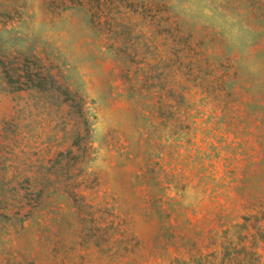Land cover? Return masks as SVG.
Returning a JSON list of instances; mask_svg holds the SVG:
<instances>
[{"label": "rangeland", "instance_id": "1", "mask_svg": "<svg viewBox=\"0 0 264 264\" xmlns=\"http://www.w3.org/2000/svg\"><path fill=\"white\" fill-rule=\"evenodd\" d=\"M180 39L199 51L183 66ZM0 50L54 59L86 102L91 145L80 166L65 105L0 89V177L52 158L83 169L85 196L47 198L22 229L0 218V264H205L244 217L264 233V0H0ZM132 84L184 98L157 113Z\"/></svg>", "mask_w": 264, "mask_h": 264}, {"label": "trees", "instance_id": "2", "mask_svg": "<svg viewBox=\"0 0 264 264\" xmlns=\"http://www.w3.org/2000/svg\"><path fill=\"white\" fill-rule=\"evenodd\" d=\"M90 8L93 10V7L90 6ZM176 29L184 30L179 24ZM178 44L180 48L177 51V62L183 66L188 56L191 59L195 58L199 51L192 47V39L183 41L180 39ZM17 54L20 58L15 63L9 58V54L0 50V89L34 91L51 107L65 105L66 114L78 124L79 131L77 133L74 131V133L79 134V151L82 158L80 166H82L90 159L89 154L91 153L90 127L84 98L66 83L62 69L53 64L54 59L41 57L31 51H19ZM184 73L188 74V72ZM127 81H129L128 76ZM177 87L173 89H167L164 85L143 87V84L136 87L132 84L130 88L133 93L155 97L158 100L156 107L158 113L162 108L166 110L173 108L172 101L176 102L177 98H184L185 87L183 85H177ZM70 146L66 149L68 156L71 153ZM70 159L71 156L67 158L68 161ZM15 160L22 163L18 156ZM39 161L40 164L33 170L24 166L11 167L13 169H9V166L4 168L0 177V218L3 220L4 229H22L24 222L33 216L35 210L41 212L45 208V205L41 204L49 197L56 196L67 201L77 200L79 203L84 200L85 196L80 192L84 178L78 179L83 172L81 167L71 166L69 163L57 165L52 158L43 157ZM44 162H46L45 165H43ZM58 214L61 213L58 211ZM246 218H249V223L244 221L241 224H232L223 230V233L219 235L220 256H217L216 251H212L211 258L205 264H264V260L257 251L258 235L264 242V233L258 224L259 218L256 214L244 217V220ZM96 223L98 225L97 220ZM250 224L253 231L248 227ZM106 234L105 232L104 235H99L102 244L106 241L104 237H108ZM233 237L237 239V242H234ZM218 258L221 259L218 260ZM27 263L30 264L25 258L19 260V264ZM175 263L188 264L180 260Z\"/></svg>", "mask_w": 264, "mask_h": 264}]
</instances>
